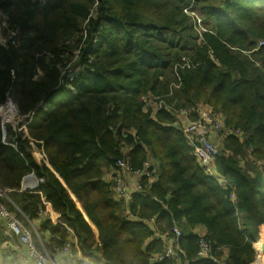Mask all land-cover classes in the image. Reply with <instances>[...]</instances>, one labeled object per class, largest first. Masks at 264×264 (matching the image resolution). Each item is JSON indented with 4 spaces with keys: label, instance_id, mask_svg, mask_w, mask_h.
Instances as JSON below:
<instances>
[{
    "label": "trees",
    "instance_id": "obj_1",
    "mask_svg": "<svg viewBox=\"0 0 264 264\" xmlns=\"http://www.w3.org/2000/svg\"><path fill=\"white\" fill-rule=\"evenodd\" d=\"M0 10L19 38L0 44V103L11 94L22 116L35 113L17 150L2 143L0 117V188L52 257L255 263L264 246V0H0ZM200 107L224 125L216 176L178 117L197 120ZM121 160L133 175L153 164L154 179L128 203L113 190ZM32 174L44 183L23 190ZM176 227L182 253L154 262ZM202 239L213 259L198 256ZM13 243L0 230V264H22Z\"/></svg>",
    "mask_w": 264,
    "mask_h": 264
},
{
    "label": "built area",
    "instance_id": "obj_2",
    "mask_svg": "<svg viewBox=\"0 0 264 264\" xmlns=\"http://www.w3.org/2000/svg\"><path fill=\"white\" fill-rule=\"evenodd\" d=\"M198 18V17H197ZM199 19V18H198ZM0 26L4 30L7 42L11 41L13 45H18V33L9 29V26L4 19V16L0 10ZM97 41H95L96 43ZM14 75V73H13ZM70 75H68V78ZM150 105L164 108L162 102L151 103ZM42 105H40L41 107ZM0 117L3 122L1 124L2 143L6 146H10L17 150V136L24 134L25 137L29 136V126L33 123L35 113L32 112L27 116H22L19 106L13 95H9L7 99L0 103ZM178 117L184 121V133L187 136L191 146L193 147L194 154L204 167L206 173L210 176H216L215 163L220 154L219 148L211 141V137L216 132H220L224 129L222 121L218 118L211 116V113L204 112L200 114L197 120H192L190 112L181 111L178 112ZM240 135L238 131L235 132ZM41 155L46 157L43 150L39 151ZM118 172L113 178V190L117 200L128 203L132 200L134 192L143 191L142 181L144 178L149 180L154 179V173L152 172V162L145 163V169L136 172L135 185L132 191L131 186L125 181L122 171L128 170L127 162L121 160L117 164ZM44 180H38L33 174L29 175L23 183V190H32L42 185ZM143 193H145L143 191ZM3 199H8L5 193L0 188V230L5 232V235L12 239L16 243V249L18 250V257L22 264H44V261H49V264H64L65 261L57 260L52 257L46 248L44 247L38 230L31 223L27 222L14 215L9 211ZM9 200V199H8ZM11 203V201L9 200ZM21 213V212H20ZM22 214V213H21ZM41 216L50 217L51 213L47 210L41 211ZM173 238L163 235L162 240L165 242V254L159 257L154 256L152 259L155 261H164L165 258L170 259L178 257V254L182 252L177 246V240L182 236V231L178 227L173 230ZM40 242V246L37 243ZM201 250L198 254L200 258L213 259L211 255V247L204 239L200 241ZM70 249L67 248L62 254L66 259L69 256ZM215 260V259H214ZM216 261V260H215ZM219 264H225L221 262ZM253 264H257L256 262Z\"/></svg>",
    "mask_w": 264,
    "mask_h": 264
},
{
    "label": "crops",
    "instance_id": "obj_3",
    "mask_svg": "<svg viewBox=\"0 0 264 264\" xmlns=\"http://www.w3.org/2000/svg\"><path fill=\"white\" fill-rule=\"evenodd\" d=\"M0 44H2V45H6L5 43H2V40H0ZM200 111H202L200 114H202V113H204V112H206V111L209 112V111L206 110L204 107H200ZM180 123H181L182 126H184V121H183V120L180 121ZM212 139H213V142H215L216 144L218 143V135L213 134ZM217 145H218V144H217ZM122 175H123L125 181H126L131 187H132V191H133V189H134V183H135V177H134V175L131 174V173H129L128 170H124V171H122ZM38 225H39V223H38ZM259 241H264V239H263V238H260ZM259 241H258V242H259ZM262 249L264 250V246L258 248L257 251H258V253L262 256L263 261H264V255H262V254L260 253V250H262ZM263 264H264V262H263Z\"/></svg>",
    "mask_w": 264,
    "mask_h": 264
},
{
    "label": "rangeland",
    "instance_id": "obj_4",
    "mask_svg": "<svg viewBox=\"0 0 264 264\" xmlns=\"http://www.w3.org/2000/svg\"><path fill=\"white\" fill-rule=\"evenodd\" d=\"M0 40H2V43H5L6 44V42H7V37H6V34H5V32H4V30L2 29V27L0 26ZM211 141L213 142V139H212V137H211ZM214 144H216L215 142H213ZM134 185H135V183H134ZM131 189H132V187H131ZM13 245L14 246H16V243H13ZM254 248H255V246H254ZM255 250H256V248H255ZM256 252H257V259H256V263L257 264H261V262H259V260H261V259H259L261 256H259V253H258V251L256 250ZM264 250L262 249V250H260V253L262 254V255H264Z\"/></svg>",
    "mask_w": 264,
    "mask_h": 264
},
{
    "label": "bare ground",
    "instance_id": "obj_5",
    "mask_svg": "<svg viewBox=\"0 0 264 264\" xmlns=\"http://www.w3.org/2000/svg\"><path fill=\"white\" fill-rule=\"evenodd\" d=\"M258 243V242H257ZM257 243H255V245L257 244ZM256 248V247H255ZM264 253V252H263ZM259 256H261L260 254H259ZM259 259H261V260H259V262H261V264H263V258H262V256L259 258Z\"/></svg>",
    "mask_w": 264,
    "mask_h": 264
},
{
    "label": "clouds",
    "instance_id": "obj_6",
    "mask_svg": "<svg viewBox=\"0 0 264 264\" xmlns=\"http://www.w3.org/2000/svg\"><path fill=\"white\" fill-rule=\"evenodd\" d=\"M30 127V126H29ZM255 246V245H254ZM44 264H49V261L45 260L44 261Z\"/></svg>",
    "mask_w": 264,
    "mask_h": 264
}]
</instances>
